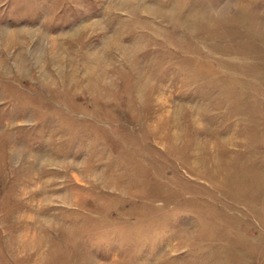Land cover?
Wrapping results in <instances>:
<instances>
[{
    "label": "rangeland",
    "instance_id": "1",
    "mask_svg": "<svg viewBox=\"0 0 264 264\" xmlns=\"http://www.w3.org/2000/svg\"><path fill=\"white\" fill-rule=\"evenodd\" d=\"M0 264H264V0H0Z\"/></svg>",
    "mask_w": 264,
    "mask_h": 264
}]
</instances>
